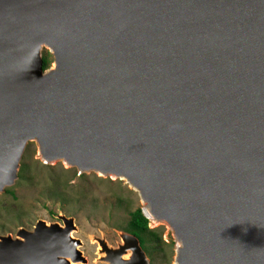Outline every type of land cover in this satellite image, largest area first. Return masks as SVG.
<instances>
[{
    "label": "water",
    "instance_id": "water-1",
    "mask_svg": "<svg viewBox=\"0 0 264 264\" xmlns=\"http://www.w3.org/2000/svg\"><path fill=\"white\" fill-rule=\"evenodd\" d=\"M29 142L125 181L174 264H264V0H0V194ZM57 218L0 234V264H86ZM118 234L107 261L150 264Z\"/></svg>",
    "mask_w": 264,
    "mask_h": 264
},
{
    "label": "rangeland",
    "instance_id": "rangeland-1",
    "mask_svg": "<svg viewBox=\"0 0 264 264\" xmlns=\"http://www.w3.org/2000/svg\"><path fill=\"white\" fill-rule=\"evenodd\" d=\"M45 54L51 65L52 56L47 50L42 52ZM140 205L137 193L125 181L95 173L77 175L75 169L61 163L43 164L37 145L29 142L17 179L0 194V234H14L19 227L31 229L39 219L58 222V215L72 217L76 226L73 236L82 242L86 264H105L100 260L104 253L99 252V237L112 245L120 242L116 230L125 228L130 213ZM148 226L146 249L151 263L174 264L169 229L151 222Z\"/></svg>",
    "mask_w": 264,
    "mask_h": 264
},
{
    "label": "trees",
    "instance_id": "trees-1",
    "mask_svg": "<svg viewBox=\"0 0 264 264\" xmlns=\"http://www.w3.org/2000/svg\"><path fill=\"white\" fill-rule=\"evenodd\" d=\"M50 61L48 60L46 54L42 55V67L45 69L49 67ZM7 192L9 189L6 190ZM128 231L132 233L137 239L141 246L146 242V236L150 232L148 229V220L142 215L140 208H136L129 215L128 221Z\"/></svg>",
    "mask_w": 264,
    "mask_h": 264
},
{
    "label": "flooded vegetation",
    "instance_id": "flooded-vegetation-1",
    "mask_svg": "<svg viewBox=\"0 0 264 264\" xmlns=\"http://www.w3.org/2000/svg\"><path fill=\"white\" fill-rule=\"evenodd\" d=\"M149 223V222H148ZM148 229H149V226H148ZM150 230V229H149ZM118 232H126V233H129V234H132V233H130L129 231H128V223H127V225L125 226V228H123V230H116V233H117V235H118V237H119V234H118ZM133 235V234H132ZM100 239H101V237H99ZM104 240H105V238L104 237H102ZM137 238V237H136ZM93 240V239H92ZM105 242L107 243V241L105 240ZM118 243H120V242H116V243H114V245H112V244H109V243H107V244H109V247H111V248H115L116 246H117V244ZM140 244V243H139ZM144 246H145V248L143 247V246H141V248H142V250L145 252V254H146V256H147V249H146V242L143 244ZM111 255V256H110ZM109 256H110V259H111V261L113 262L114 260H112L113 258H112V253L110 254V252H109ZM97 258V257H96ZM149 259V258H148ZM95 261H96V259H95ZM149 263L150 264H152L151 263V261L149 260Z\"/></svg>",
    "mask_w": 264,
    "mask_h": 264
},
{
    "label": "bare ground",
    "instance_id": "bare-ground-1",
    "mask_svg": "<svg viewBox=\"0 0 264 264\" xmlns=\"http://www.w3.org/2000/svg\"><path fill=\"white\" fill-rule=\"evenodd\" d=\"M121 240V239H120ZM99 252H102V250H101V247H99ZM104 253V252H103ZM129 253V252H128ZM100 255V254H99ZM128 256V254H124V257L123 258H126ZM104 259V260H103ZM100 260H102L103 262H105V264H114V263H112V262H110V261H107L106 259H105V257H101L100 258ZM113 260V259H112ZM114 262V261H113Z\"/></svg>",
    "mask_w": 264,
    "mask_h": 264
}]
</instances>
